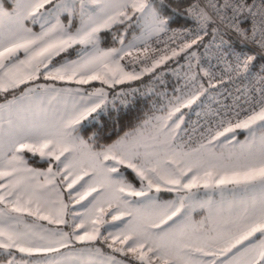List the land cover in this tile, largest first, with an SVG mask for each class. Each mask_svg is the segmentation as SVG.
Instances as JSON below:
<instances>
[{
	"label": "snow or ice",
	"instance_id": "6c2138e0",
	"mask_svg": "<svg viewBox=\"0 0 264 264\" xmlns=\"http://www.w3.org/2000/svg\"><path fill=\"white\" fill-rule=\"evenodd\" d=\"M164 9L0 0V264H264V55L244 50L264 53V0H196L185 16L193 27H170ZM133 26L140 35L128 39ZM209 28L220 78L194 50ZM105 32L117 46L102 47ZM180 58L191 87L110 143L85 139L88 124L135 105L134 82L172 61L183 69ZM254 70V94L223 115L210 109L216 119L195 145L182 139L186 117L201 116L224 77Z\"/></svg>",
	"mask_w": 264,
	"mask_h": 264
},
{
	"label": "built area",
	"instance_id": "2783aa9c",
	"mask_svg": "<svg viewBox=\"0 0 264 264\" xmlns=\"http://www.w3.org/2000/svg\"><path fill=\"white\" fill-rule=\"evenodd\" d=\"M166 1V0H162ZM171 2H175L179 4V8L176 11L177 16L181 20H185L186 16V10L189 7L190 4L196 2V0H168ZM155 2H161V0H155ZM199 2L203 5L207 3V0H199ZM211 11V9H209ZM186 21V20H185ZM184 27H193L190 21H186L185 24L181 25ZM179 26V27H181ZM172 28H178L176 26H173ZM221 30H223L224 26L220 25ZM161 39H164L162 37ZM225 39H228V36H225ZM232 40L235 42V45L237 47V50H240L242 47L239 44V41L236 39V37L233 35ZM219 43L218 39L216 41H213V34H212V29H208V35L204 37L203 42L200 44L199 47L195 49L197 52V56L200 59V65L202 67L208 68L213 74H215L218 78H220L221 71L223 69V63L218 61V56L219 53L217 51V44ZM205 45L208 47L205 48ZM251 49L249 54L256 53L258 55H264V53H261L258 48H256L254 45L249 44L246 48H244L245 51H248ZM195 63V61H193ZM261 63H264V61L257 60V69ZM180 65H184V68L181 69L178 67L177 64V69L179 71H182L185 75L187 72V62L182 58L179 60ZM177 72V70L175 71ZM256 75L257 72L254 70V74L252 76H241L238 78H234L232 80H227L226 77L225 83L218 85L216 89H212L211 93L216 97L214 101L206 102L205 105L202 108H197L196 111L201 112V116L197 117L195 112H191L187 117H186V124H185V131L186 134L182 136V139L184 141H189L195 145V143L198 142L199 137H200V131H201V126H205L206 122H214L215 117L209 115V111L211 110H216L220 109L221 115H223L224 112V105H232L233 100L235 97L240 96L241 97V102L245 99V96L243 95L244 93L248 94H254L255 90L262 85L257 83L256 80ZM204 84L207 86V79H204ZM183 83L184 85L186 84V78H183ZM187 86L191 87L190 84H186ZM195 129V131H194Z\"/></svg>",
	"mask_w": 264,
	"mask_h": 264
},
{
	"label": "trees",
	"instance_id": "16d2710c",
	"mask_svg": "<svg viewBox=\"0 0 264 264\" xmlns=\"http://www.w3.org/2000/svg\"><path fill=\"white\" fill-rule=\"evenodd\" d=\"M162 2L165 5L164 14L171 15L173 19L170 27H179L186 23L185 20H181L176 14V11L179 8L178 3L168 0ZM133 29L130 28L128 33H132L134 31ZM102 37V47L107 48L116 45L113 42V33L105 32L102 34ZM165 69L166 71L162 69V71H164L162 76L158 79L149 80L150 83H143L149 79V76H145L142 81H140L144 90H146L144 85L149 86L150 89L146 91L142 90V92L139 91L137 93L135 105L127 110V112H125L124 109H121L119 114L112 111L111 116L105 115L101 117L99 123L93 122L92 124H88L86 131L82 132L85 139H87V137L93 132H96L100 137L98 141L99 143H110L112 140L117 138L118 135H121L124 131L129 130V128L138 122V120L143 119L146 116L157 112V109L162 108L159 104L162 101V98L178 94L177 90L186 91L187 87L184 86L183 83L185 75L182 71L177 69V63L172 61ZM176 70L177 72H175ZM151 83H153V86ZM160 95H162V97H159ZM41 164L42 163H32V166H39Z\"/></svg>",
	"mask_w": 264,
	"mask_h": 264
},
{
	"label": "rangeland",
	"instance_id": "374dc122",
	"mask_svg": "<svg viewBox=\"0 0 264 264\" xmlns=\"http://www.w3.org/2000/svg\"><path fill=\"white\" fill-rule=\"evenodd\" d=\"M134 28V29H133ZM132 29L134 30L133 32L134 33H137V34H139L140 33V31H139V29L138 28H136L135 26H133L132 27ZM118 31H123V29L122 28H120ZM131 33L132 34V36H135L134 35V33ZM115 46H117V45H115ZM112 47H114V45L112 46ZM57 59H60V58H57ZM164 71H166V69L164 68ZM163 71V72H164ZM42 78V77H41ZM152 79V77L151 76H149V79L148 80H146V81H144L143 83H150V81L149 80H151ZM152 84V86H153V83H151ZM149 85V84H148ZM97 86L99 87L100 85L98 84V82H97ZM184 86H186L187 87V89L189 88V86H187L186 84L184 85ZM131 87H135V88H138L139 89V91H141L142 92V90H144L143 89V87H142V84L140 83V81H137V82H134L132 85H131ZM144 87H145V89L146 90H149L150 88H149V86H147V85H144ZM146 90H144V91H146ZM2 97H4V95H1ZM159 97H162V95H160ZM172 96H166V97H164V98H162V101L159 103L160 104V107H163L166 103H167V101H168V99L169 98H171ZM111 98V97H110ZM186 111V110H185ZM155 114H159L158 112H155ZM123 134V133H122ZM121 134V135H122ZM116 139V138H115ZM238 139H240V140H243L244 139V134L243 133H241L239 136H238ZM33 167H46V165H44V164H41V165H36V166H33ZM164 196H165V198H170V194H164ZM201 216H202V213L200 212V210L198 209L196 212H194L193 213V218L194 219H196V220H199V219H201ZM31 219V218H30ZM77 247H80V245H77ZM105 251H107V249H105Z\"/></svg>",
	"mask_w": 264,
	"mask_h": 264
},
{
	"label": "crops",
	"instance_id": "0c3cea01",
	"mask_svg": "<svg viewBox=\"0 0 264 264\" xmlns=\"http://www.w3.org/2000/svg\"><path fill=\"white\" fill-rule=\"evenodd\" d=\"M29 26H30V27H33V30H34V31H37V32L40 31L39 25H35V26H33V25L30 24ZM133 33H134V32H133ZM127 35H128V39H131V38L133 37L131 33H128ZM134 35H135V36H139L140 33H139V34L134 33ZM105 48H106V47H105ZM70 58H75V54L73 53V55H72ZM38 82H39V83H51L50 81H44L43 78H41L40 81H38ZM56 83H57V86H58V87L65 86V85H63V84L60 83V82H56ZM93 85H94L95 87H98V86H97V82H93ZM67 86H70V87H76L75 85H67ZM83 87L86 89V91H90V90H91V86H83ZM16 95H19V92H18V91H17ZM8 98H9V99L11 98V95H10V94H9ZM3 101H4V97H2V96L0 95V103H3ZM29 219H30V218H29Z\"/></svg>",
	"mask_w": 264,
	"mask_h": 264
}]
</instances>
